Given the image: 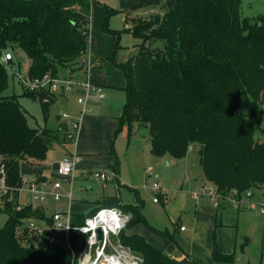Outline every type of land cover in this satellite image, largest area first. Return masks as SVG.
I'll return each instance as SVG.
<instances>
[{
  "label": "trees",
  "instance_id": "1",
  "mask_svg": "<svg viewBox=\"0 0 264 264\" xmlns=\"http://www.w3.org/2000/svg\"><path fill=\"white\" fill-rule=\"evenodd\" d=\"M92 1L0 0V54L12 53L9 64L0 61V178L8 188L0 205L6 215L0 226V264H77L68 248L50 239L57 237L55 230H45L42 246L28 244L31 237L22 228V219L52 222L41 206L14 209L22 181L19 161L39 165L52 143L66 140V134L63 128L28 125L17 95L5 94V65L12 66L14 54L21 52L28 60L29 78L57 76L59 66L68 71L79 66L88 51ZM241 1L136 3L132 9L151 6L155 11L144 18L125 14L129 23L123 30L140 42L134 57L116 64L126 80V100L117 116L116 133L122 124H127L129 132L133 125H147L150 153L156 156L169 153L182 158L197 144L203 176L223 196L232 190L239 193L264 186V139L253 137L252 121L238 111L242 96L253 106L264 93V13L255 18L242 16ZM105 29L118 37V30ZM23 93L36 98L44 114L58 95L27 88ZM110 152L114 153L112 147ZM94 203L95 208L87 212H71V224L82 225L102 206H118L129 214L126 227L145 222L140 199L122 203L117 195H105ZM118 238L141 258L139 264H179L140 234L123 230ZM85 240V234L70 230L74 251ZM210 257L213 262H233V254L222 251L216 242Z\"/></svg>",
  "mask_w": 264,
  "mask_h": 264
},
{
  "label": "rangeland",
  "instance_id": "2",
  "mask_svg": "<svg viewBox=\"0 0 264 264\" xmlns=\"http://www.w3.org/2000/svg\"><path fill=\"white\" fill-rule=\"evenodd\" d=\"M125 1L131 0H93L91 5L92 16L89 23V43L87 49L92 52L91 80L103 85L106 100L101 103L99 100L91 99L89 106L91 111L85 112L84 116L101 115L113 116V111L122 108L126 100V80L124 73L116 64L125 62L134 57L138 52L137 43L140 40L125 32V14L132 17H146L152 14L155 9L151 6L131 7L144 0L132 2L127 6H121ZM131 5V6H130ZM242 16L255 18L264 13V0H242L240 4ZM131 21V20H130ZM129 23V21H128ZM118 30V37L108 32L105 28ZM117 39V43H116ZM6 52V50H4ZM89 54V53H87ZM94 55H97L94 58ZM12 67L5 65L8 73V84L5 94L17 95L20 106L25 110L27 123L31 127H47L56 130L60 127L61 115L66 113L69 116H79L81 105L78 102V86L73 84L70 90H65L57 95V99L48 107L46 114L43 113L40 103L31 95L23 93L26 88L23 86L20 76L26 74V63L24 57L16 52ZM110 57V59H108ZM104 59L105 61H102ZM94 61V62H93ZM99 66L93 69L94 63ZM17 72H16V71ZM57 76L64 78L82 79L83 74L78 70L68 71L65 67H58ZM107 110V111H106ZM110 111V113H109ZM238 111L247 115L254 125L253 137L258 140L264 139V93L260 101L251 105L248 99L242 96ZM84 119V118H83ZM82 119V123H83ZM102 121L101 119H98ZM85 120L83 123L85 132L81 133L71 141L66 137L54 141L47 151V180L58 178L61 188L57 190L63 194L60 198L47 195L40 204L44 213L50 216L54 211L65 212L68 210V200L65 197L69 184L66 178L58 177L55 173L56 161L61 157L62 150L72 147L75 151L77 143L85 148H79V156H85L86 169L83 172L105 170L102 165L109 156L108 150L111 147L116 156L117 167L119 166L118 182H108L99 185L98 182H84L76 179L74 182V197L69 211L76 206H82L87 200H95L101 193L117 195L123 203H136L142 201V213L145 222H139L131 228L126 227V233L134 232L142 235L150 244L156 247H165L166 251L187 254L195 260L196 264H264V187L255 186L247 193L241 194L239 206L231 201L230 196L218 200L217 224L222 223L225 227H210L203 222L194 221L195 206L199 204L204 194L194 198L193 193L198 187L207 186L203 178L202 167L197 152V144H192L186 155L182 158H175L169 153L156 156L150 153V141L147 125H133L131 132L127 124H122L117 131L110 134L106 129L108 122H102L101 126L89 125ZM118 121V118H117ZM119 122V121H118ZM109 138L108 144H106ZM65 148V149H64ZM112 161V162H113ZM114 163V162H113ZM77 166H79L77 164ZM19 168L22 174V181L19 184L18 203L23 205L32 201L28 184L34 178L33 167L19 161ZM152 174L148 175L146 169ZM70 182V178H68ZM156 182L163 190L165 196L163 202H154L153 194L149 187ZM98 183V184H97ZM91 184V189L86 188ZM95 184V185H94ZM96 197V198H95ZM5 197L0 196V205ZM207 200V199H206ZM210 203H212L210 201ZM235 204V205H234ZM213 205V203H212ZM6 215L0 212V226L3 225ZM183 226L185 229L180 230ZM59 242L64 243L60 231L55 232ZM210 241L216 242L226 253L233 254V262H210V248L207 245ZM28 244L42 246L38 240L28 241ZM94 256H92L93 258ZM135 256L124 247V263L132 264Z\"/></svg>",
  "mask_w": 264,
  "mask_h": 264
},
{
  "label": "built area",
  "instance_id": "3",
  "mask_svg": "<svg viewBox=\"0 0 264 264\" xmlns=\"http://www.w3.org/2000/svg\"><path fill=\"white\" fill-rule=\"evenodd\" d=\"M12 60V53L5 52L0 54V61L4 64H9ZM79 66L81 71L84 73V79L77 78H64L61 79L57 76H50L48 74L43 75L41 78H29L27 74H22L20 80L23 82L24 86L31 91L46 90V92L51 93H61L65 90H70L73 84L80 87L81 91L79 93L78 102L81 105V110L79 116L72 117L66 113H62V128L66 134V137L71 141L73 138L76 139L79 135V128L84 117L85 112L92 109L89 106L91 99L103 100L105 97V91L103 87L99 84L94 83L90 80V71L92 67V60L89 54L82 56L79 61ZM12 67V66H10ZM45 100V98H44ZM75 164V156L69 154L64 156L58 163L57 173L60 176H67L70 178V184H72L74 179L73 168ZM0 172L3 174V168H0ZM146 173L151 175L150 169H146ZM89 179L92 182L103 183L108 180L117 178L115 170L103 169L88 172ZM91 184H87L86 188H90ZM60 188V182L57 180H47L38 179L30 181L28 184V189L30 191L32 201L20 205L16 204L15 210L29 206L31 208H36L38 204L34 201H43L47 195H52L55 198H60L61 194L57 192ZM149 189L153 194V201H165L163 197L162 188L154 182ZM19 191V189H18ZM8 192V188L5 184L4 178H0V196L5 197ZM207 193L209 197L216 201L223 195H220L216 187L208 183L207 186L198 187L195 194ZM230 194H237L236 190H232ZM229 194V195H230ZM68 198L71 199L72 190L67 194ZM228 195H225L226 197ZM235 204L239 202L237 199L232 200ZM263 212V208H261ZM52 222L48 223L44 219H36L34 217H27L22 219L21 226L28 233V236L42 242L43 233L45 230H55L60 231L64 238L63 244L68 248L73 255L76 256L77 264H95L99 260H104L107 264L108 260L115 259L120 264H124V246L119 242V233L126 228L129 221V214L125 213L118 206H102L99 207L93 214L87 216L84 219L82 225L74 226L70 222V212L69 211H54L51 215ZM183 228V227H182ZM77 229L79 232L86 235V240L83 246L76 252L74 251L71 241H70V230ZM98 230L100 232H98ZM50 239L53 242H59L58 237L51 235ZM43 243V242H42ZM92 256H94L92 258ZM135 256V261L132 264H139L141 258L138 255Z\"/></svg>",
  "mask_w": 264,
  "mask_h": 264
},
{
  "label": "crops",
  "instance_id": "4",
  "mask_svg": "<svg viewBox=\"0 0 264 264\" xmlns=\"http://www.w3.org/2000/svg\"><path fill=\"white\" fill-rule=\"evenodd\" d=\"M136 1H138V0H136ZM135 0H131V1H125L126 3H123L121 6H127V5H129V4H131L132 2H136ZM131 6V5H130ZM131 15V14H130ZM92 16V15H91ZM124 22H125V27L126 26H128V23H127V21L125 20V18H124ZM18 53V55L20 56V57H24L23 56V54L21 53V52H17ZM87 53H89V55L90 56H92V52H90V50H88L87 51ZM92 53V54H91ZM97 55H94V58L96 57ZM24 59H25V62H27L26 63V68H27V65H28V60L24 57ZM91 60H93V58L91 57ZM102 61H105L104 59H102ZM94 62V61H93ZM98 64L96 65V63H94V65L95 66H93V69L95 68V70H96V66H99V62H97ZM79 65V64H78ZM75 70H78L79 72H81L83 75H84V73H83V71H81V69H80V66H76L75 68H74ZM92 71V70H91ZM84 77L85 76H83V78L82 79H84ZM81 80V79H80ZM90 80H91V73H90ZM103 86V85H102ZM104 87V86H103ZM80 91H81V89H80V87L78 86V88H77V90H76V92L78 93V96H79V93H80ZM60 94V93H59ZM58 94V95H59ZM106 100V94H105V97H104V99L103 100H99L101 103H103L104 101ZM92 110V109H91ZM90 110V111H91ZM107 111V110H106ZM120 111H121V108L120 109H117V110H115V111H113L112 112V114H114L113 116H109V115H107V116H101L100 114L99 115H91L90 114V116H84L83 118V123L85 122V120H88L89 118H90V121H88L87 123L89 124V125H91V124H93V125H97L98 127H100L101 126V124H102V122H108V124L110 125V126H108L107 127V129H106V133L109 131L110 132V134L111 133H113V130H115L117 127H118V121H117V116L119 115V113H120ZM109 113H110V111H109ZM98 119H101L102 121H99ZM61 121H62V119H61ZM82 123V122H81ZM83 123H82V128H81V124H80V128H81V133H82V129L84 128V126H83ZM62 128V123H61V125H60V127L58 128V130H60ZM80 128H79V132H80ZM85 132V130L83 129V133ZM108 142H109V138L107 139V141H106V144H108ZM111 144H112V142H111ZM111 147H112V145H111ZM79 148H85V146L84 145H82L81 143H77V147H76V154H75V151H73L72 150V147L71 148H69V149H67V150H62V155H61V157L56 161V167H55V173H56V175L58 176L59 174L57 173V166H58V163H59V161L67 154V153H69V154H74L75 155V164H74V168H73V174H74V178L75 177H80V178H76V179H82V180H84V182H89V175H88V172H83V170H87L86 169V166H85V164H86V159H88L87 157H85V156H79V153H77L78 152V149ZM65 149V148H64ZM108 154L110 155V154H112V155H114V161L112 160V156H109V158L106 160V162L102 165V168H108V169H112V170H115V172H116V174H117V178H115V179H112V180H108V181H106V182H103V183H99V185H103V184H106V183H108V182H118V175H119V166L117 167V163H116V156H115V153H111L110 152V149L108 150ZM114 163H113V162ZM77 164L79 165V166H77ZM46 165H47V156H46V159L43 161V162H41L39 165H36V166H34L32 169H33V174L35 175L34 176V178H36V180H38V179H46V178H48V175H46L47 174V168H46ZM20 169V168H19ZM20 173H21V170H20ZM21 176H22V174H21ZM58 177H60V175L58 176ZM61 177H63V178H66V180H67V182H68V184H69V189H68V191H66V193H65V197L67 198V202H68V210H66V211H69V209H70V207H71V204H72V201H73V197H74V182H72V184H70V182H69V180H68V178L69 177H67V176H61ZM203 178H204V176H203ZM205 179V178H204ZM53 180H57V181H59L60 182V180L58 179V178H55V179H53ZM206 180V179H205ZM207 182V181H206ZM208 183V182H207ZM98 184V183H97ZM95 185V184H94ZM262 187H264V186H262ZM60 188H61V182H60ZM92 188V187H91ZM90 188V189H91ZM70 189L72 190V196H71V199H69L68 198V196H67V194H68V192L70 191ZM252 189V187L251 188H249L247 191H242V192H239V193H237L236 194V196L235 195H232V194H230L229 196H230V198H231V201L233 200V199H237V200H239V202H237V205L239 206V203H240V200H241V194L242 193H247V195H249L250 193H249V191ZM202 194H204V199L203 198H200L199 199V204L197 205V206H195V210H194V221H196V222H199V223H201V222H203V223H205V224H208L210 227H213V226H215L216 228L217 227H225L226 225H223L222 223H219V224H217V211H218V209H219V204H218V200L220 199V198H225L224 196L223 197H220L218 200H216V201H214V200H212L210 197H209V195H207V193H199V194H195V192L193 193V196H194V198H198L199 197V195H202ZM105 195H108V196H112V195H109V194H105V193H101V195L99 196V197H95L96 199L95 200H87L86 201V203H84V205H82V206H76V207H74L73 208V210H71V211H69L70 213L71 212H74V213H84V212H87V211H89V210H91V209H94L95 208V201H97L98 199H101L102 198V196H105ZM61 196H63V194H61ZM207 199V200H206ZM72 200V201H71ZM210 201L213 203V205H212V203H210ZM27 202H29V201H27ZM26 202V203H27ZM31 202V201H30ZM233 202V201H232ZM123 203V202H122ZM234 203V202H233ZM235 205V204H234ZM38 206H41L40 204H38ZM42 207V206H41ZM42 209H43V212H44V208L42 207ZM260 211H261V209H260ZM261 213H264V208H263V212H261ZM132 227V226H131ZM131 227H129V228H131ZM183 226H181L179 229L180 230H184L185 228L183 227ZM132 233H134V232H129V233H127V234H132ZM31 240H35L34 238H31ZM212 244H213V241H210L209 240V243H207V245L206 246H208L210 249H211V247H212ZM160 248H164V250L166 251V248L163 246V247H160ZM166 253L169 255V256H171L174 260H176L179 264H196V262H195V260L191 257V259L187 256V254H182V253H175V252H173V251H169V250H167L166 251ZM210 262L212 263L213 261L211 260V257H210Z\"/></svg>",
  "mask_w": 264,
  "mask_h": 264
},
{
  "label": "bare ground",
  "instance_id": "5",
  "mask_svg": "<svg viewBox=\"0 0 264 264\" xmlns=\"http://www.w3.org/2000/svg\"><path fill=\"white\" fill-rule=\"evenodd\" d=\"M107 264H120V263L117 260L112 259V260H108Z\"/></svg>",
  "mask_w": 264,
  "mask_h": 264
},
{
  "label": "water",
  "instance_id": "6",
  "mask_svg": "<svg viewBox=\"0 0 264 264\" xmlns=\"http://www.w3.org/2000/svg\"><path fill=\"white\" fill-rule=\"evenodd\" d=\"M98 232H100V231L98 230ZM95 264H106V262L104 260H99Z\"/></svg>",
  "mask_w": 264,
  "mask_h": 264
}]
</instances>
